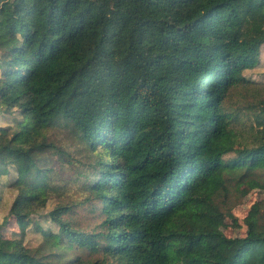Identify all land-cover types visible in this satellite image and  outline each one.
<instances>
[{"label":"trees","instance_id":"obj_1","mask_svg":"<svg viewBox=\"0 0 264 264\" xmlns=\"http://www.w3.org/2000/svg\"><path fill=\"white\" fill-rule=\"evenodd\" d=\"M263 44L264 0H0V211L15 194L0 259L14 217L42 241L25 230L6 264H264V199L244 236L217 226L264 188V85L225 105ZM257 106L248 143L240 113ZM57 127L88 152L84 200L57 183ZM88 200L102 204L92 229L70 216Z\"/></svg>","mask_w":264,"mask_h":264},{"label":"rangeland","instance_id":"obj_2","mask_svg":"<svg viewBox=\"0 0 264 264\" xmlns=\"http://www.w3.org/2000/svg\"><path fill=\"white\" fill-rule=\"evenodd\" d=\"M245 77L250 80L248 86H238L232 90L231 96L227 99L225 105L228 110H234L240 106H250L256 104V95L258 92L257 87L264 85V44L261 47L260 57L258 63L244 71ZM264 94V93H263ZM245 111V110H244ZM261 107H251L246 109V112L240 113L239 127L242 133L247 137L248 143H252L250 131L255 126H258L257 114H261ZM69 128L57 127L49 131L50 137L58 146L52 153L51 166L56 170V177H58V184L63 188L65 187V199L68 200H84L88 195L85 192L83 176L80 177V171L85 170V163L87 161V151L82 150L83 145L76 138L75 133L69 131ZM10 177L6 178L8 182ZM85 183V182H84ZM5 184V183H4ZM3 185V187H5ZM2 187V188H3ZM15 194L5 187L4 201L0 211V221L8 213V209L14 199ZM264 199V188H255L248 191V193L239 198L232 197V200L227 203V208L224 214L217 219V226L220 227L228 236H244L247 231L245 217L251 205L258 200ZM102 204L96 200H88L84 204L76 206L70 216L77 218L81 225L86 229H92L99 226L103 213L100 212ZM40 223L43 226H49L50 229H57L55 224L51 221H44L40 217ZM5 225L1 228L2 233L7 237H16L13 241L12 248L14 253L18 252L22 233L26 230L24 236V243L30 247H36L42 241L41 233L36 232L33 223L26 224L25 221L16 219L14 217H7ZM24 225H26L25 228ZM15 254L6 255L3 260L0 259V264L6 262L12 263L17 259ZM93 258L99 257V254H93ZM26 264V263H21Z\"/></svg>","mask_w":264,"mask_h":264}]
</instances>
